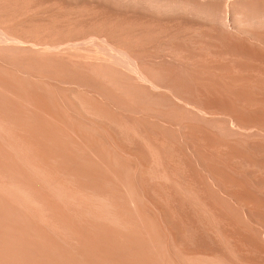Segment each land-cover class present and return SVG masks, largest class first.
Returning a JSON list of instances; mask_svg holds the SVG:
<instances>
[{
    "label": "bare ground",
    "instance_id": "1",
    "mask_svg": "<svg viewBox=\"0 0 264 264\" xmlns=\"http://www.w3.org/2000/svg\"><path fill=\"white\" fill-rule=\"evenodd\" d=\"M0 264H264V0H0Z\"/></svg>",
    "mask_w": 264,
    "mask_h": 264
}]
</instances>
